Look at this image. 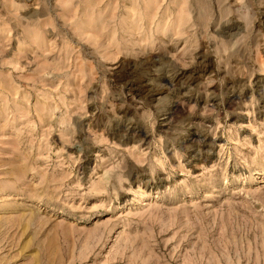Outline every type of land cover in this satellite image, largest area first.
<instances>
[{
  "label": "rangeland",
  "instance_id": "obj_1",
  "mask_svg": "<svg viewBox=\"0 0 264 264\" xmlns=\"http://www.w3.org/2000/svg\"><path fill=\"white\" fill-rule=\"evenodd\" d=\"M0 264H264V0H0Z\"/></svg>",
  "mask_w": 264,
  "mask_h": 264
}]
</instances>
